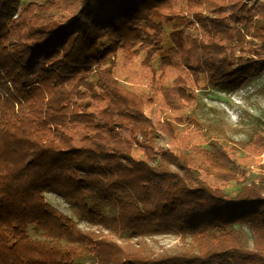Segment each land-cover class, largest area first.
Returning a JSON list of instances; mask_svg holds the SVG:
<instances>
[{
  "label": "trees",
  "instance_id": "16d2710c",
  "mask_svg": "<svg viewBox=\"0 0 264 264\" xmlns=\"http://www.w3.org/2000/svg\"><path fill=\"white\" fill-rule=\"evenodd\" d=\"M243 2L49 0L21 6L20 0H0V264H84L89 257L95 264H264V195L255 189L223 193L208 179L228 170L221 141L210 140L212 152H194L179 130L194 125L184 111L197 101L196 89L234 79L244 86L264 67V19L252 30L228 13ZM188 16L199 30L185 35L177 26L189 23ZM226 21L235 33L215 28L228 27ZM247 35L259 42L257 60H233L231 48ZM169 43L183 52L172 75L153 67ZM119 55L134 81L148 82L151 97L119 81L117 63H111ZM79 90L91 102L78 101ZM148 107L166 118L149 116ZM70 126L86 127L88 134L65 140ZM48 193L62 197L96 231L81 229L51 206ZM244 225L252 248L239 228ZM31 227L41 239L30 236ZM105 230L173 233L190 238L193 247L149 259L124 251Z\"/></svg>",
  "mask_w": 264,
  "mask_h": 264
},
{
  "label": "rangeland",
  "instance_id": "374dc122",
  "mask_svg": "<svg viewBox=\"0 0 264 264\" xmlns=\"http://www.w3.org/2000/svg\"><path fill=\"white\" fill-rule=\"evenodd\" d=\"M46 1L49 0H20V4L27 6L30 3L43 4ZM72 11L65 12L66 16L72 15ZM230 12H235L248 28L254 30V26L264 19V0H244L240 10L230 8L228 13ZM188 22L184 25L180 23L177 26L178 29L184 31L185 35L189 32L195 33L196 29L199 30L198 22L194 21L192 17L188 16ZM226 23L229 25L228 27L216 23L215 28L226 34L235 33L237 27L230 21H226ZM262 33L264 34V28ZM169 36L170 31H167L168 42ZM257 43L259 42L250 35L246 36L243 43L239 40L230 50V52L233 51L232 59L243 57L257 60L254 54L261 49L259 45H256ZM145 55L146 52L143 51L135 63L138 65L137 61L140 62ZM182 56V50L169 43L167 51L153 67L159 72L169 71V74L172 75L170 70L174 61ZM260 56L264 57V55ZM115 62L117 63V78L121 83L145 98L151 97L150 89L147 88L148 82L133 80L130 76L132 70L123 55L113 57L111 63ZM97 71L98 68L95 67L94 74ZM170 75L168 80L172 81ZM200 75L204 77L203 72H200ZM235 80L237 79L218 86H206L205 84L196 89L197 101L190 103L189 108L184 111L187 116L192 118L194 125H181L179 130L187 136L190 143L189 149L194 152L198 149L212 152L214 149L210 145V140L214 138L221 141L223 146H220L222 149L220 152L226 157L228 170L221 174V177L211 176L208 179L223 193L234 197L240 192L255 189L264 195V67L258 69L255 76L244 86H240L239 82ZM69 86L72 87V85ZM76 99L91 102L89 94L84 90L77 92ZM147 113L154 119H165L167 116L160 108L155 107H148ZM70 127L72 129L68 130V134H64L65 140H71L70 136L76 139L88 134L86 127ZM123 134L133 139L129 129H123ZM94 148L97 149V147ZM47 201L51 206L71 218L81 229L96 231L62 197L48 193ZM239 228L244 232L246 246L252 248L253 240L249 226L244 225ZM29 233L33 239L42 238L41 232L34 227L30 228ZM105 236L118 243L124 251L141 253L149 259L178 255L192 250L191 247H193L190 238L182 239V236L173 233L137 235L131 232L116 234L105 230ZM81 262L95 264L97 260L95 257H89Z\"/></svg>",
  "mask_w": 264,
  "mask_h": 264
}]
</instances>
